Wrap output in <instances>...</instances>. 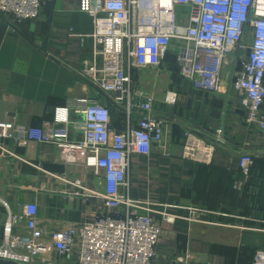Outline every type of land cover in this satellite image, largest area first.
Wrapping results in <instances>:
<instances>
[{"label": "built area", "instance_id": "1", "mask_svg": "<svg viewBox=\"0 0 264 264\" xmlns=\"http://www.w3.org/2000/svg\"><path fill=\"white\" fill-rule=\"evenodd\" d=\"M45 0H0V13L15 27L41 15ZM89 14L94 58L80 73L98 92L74 97L54 110L45 129L29 128L16 137L13 123H0L4 138L56 144L76 152L96 184L53 173L69 198L87 204L83 220L48 230L40 223L37 201L15 214L7 205L0 259L17 264H161L157 252L164 227L177 215L152 199L132 196L137 156L149 157L153 146L168 148V120L157 110V97L141 89L136 71L160 69L177 48L180 73L194 89L223 92L224 72L234 66L232 87L241 96L249 123L264 135V0H79ZM104 95L123 115L122 128L114 124ZM165 102L174 104L176 91ZM79 130L81 140L70 139ZM2 139V140H1ZM69 160V164L74 163ZM255 162L250 152L241 154L240 167L249 175ZM241 186V182L236 184ZM203 210L191 207L189 220H203ZM189 255L177 264H191ZM215 264V263H209ZM252 264H264V248L256 250Z\"/></svg>", "mask_w": 264, "mask_h": 264}, {"label": "crops", "instance_id": "2", "mask_svg": "<svg viewBox=\"0 0 264 264\" xmlns=\"http://www.w3.org/2000/svg\"><path fill=\"white\" fill-rule=\"evenodd\" d=\"M92 27L79 0H45L38 19L15 27L0 13V123H13L17 138L29 128H47L55 108L68 100L98 97L80 74L85 61L94 58V42L86 37ZM177 66L151 69L148 84H139L156 95L157 110L169 122L168 148L164 152L155 144L149 157L137 156L132 196L158 201L155 207L177 215L174 222H163L157 245L161 264H177L178 257L188 255L191 264H252L256 250L264 248V135L248 122L243 100L232 87L233 65L226 68L219 93L194 89ZM147 70H137L135 81ZM168 91L177 92L174 104L165 102ZM69 135L83 138L76 129ZM3 142L0 196L13 213L37 201L40 223L48 230L83 220L85 201L61 193L73 187L55 178L53 173L60 172L43 168L63 164V174L96 184L93 174L81 168L80 155L48 142ZM245 152L255 156L247 176L240 167ZM192 206L204 211L203 220L188 219ZM4 222L0 207V243Z\"/></svg>", "mask_w": 264, "mask_h": 264}, {"label": "trees", "instance_id": "3", "mask_svg": "<svg viewBox=\"0 0 264 264\" xmlns=\"http://www.w3.org/2000/svg\"><path fill=\"white\" fill-rule=\"evenodd\" d=\"M167 64L171 63L174 67L177 66V61H176V54L174 52H169L166 58ZM178 67V66H177ZM101 97H104L103 99L106 100L108 102V104L110 105L111 109H112V113H113V119H114V124L116 127L118 128H122V120H123V115L117 111V107L116 105L112 104L104 95H101Z\"/></svg>", "mask_w": 264, "mask_h": 264}, {"label": "rangeland", "instance_id": "4", "mask_svg": "<svg viewBox=\"0 0 264 264\" xmlns=\"http://www.w3.org/2000/svg\"><path fill=\"white\" fill-rule=\"evenodd\" d=\"M10 27H13V26H11L10 24H8ZM177 48H175L174 47V49H173V52L174 53H177ZM232 68H234V66L232 67ZM232 71H234L233 69H232ZM153 72H155V71H153V70H151V69H149V70H147V71H145V72H142V74H141V78H140V80H139V84L141 85H145L146 86V84H148V82L150 81V79L153 77ZM233 79V78H232ZM40 187L41 188H39L40 190H41V192H44L43 190H45V188H44V183H41L40 184ZM7 202H6V200L5 199H3L2 198V196H0V207H2L3 209H4V216H5V219L7 218Z\"/></svg>", "mask_w": 264, "mask_h": 264}, {"label": "water", "instance_id": "5", "mask_svg": "<svg viewBox=\"0 0 264 264\" xmlns=\"http://www.w3.org/2000/svg\"><path fill=\"white\" fill-rule=\"evenodd\" d=\"M2 147L0 146V153L2 152ZM43 168L50 171H58L60 173L64 172V165L63 164H52V163H45L43 164ZM0 264H17L14 261L0 259Z\"/></svg>", "mask_w": 264, "mask_h": 264}]
</instances>
